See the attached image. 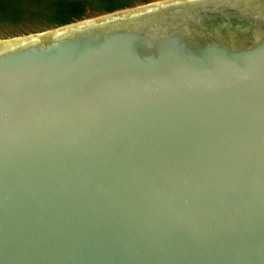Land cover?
<instances>
[{"label":"water","instance_id":"1","mask_svg":"<svg viewBox=\"0 0 264 264\" xmlns=\"http://www.w3.org/2000/svg\"><path fill=\"white\" fill-rule=\"evenodd\" d=\"M0 264H264V0L0 40Z\"/></svg>","mask_w":264,"mask_h":264},{"label":"rangeland","instance_id":"2","mask_svg":"<svg viewBox=\"0 0 264 264\" xmlns=\"http://www.w3.org/2000/svg\"><path fill=\"white\" fill-rule=\"evenodd\" d=\"M128 1L131 3L128 7H133L160 0ZM5 2L8 10L5 13L6 17L0 19V40L43 32L58 27V25L48 21L54 12L52 8L55 7V0H6ZM85 2L86 14L82 19L106 13L100 8L99 5L101 3L99 0H85Z\"/></svg>","mask_w":264,"mask_h":264},{"label":"trees","instance_id":"3","mask_svg":"<svg viewBox=\"0 0 264 264\" xmlns=\"http://www.w3.org/2000/svg\"><path fill=\"white\" fill-rule=\"evenodd\" d=\"M6 0H0V19L6 17ZM99 6L104 12L114 11L131 5L128 0H99ZM52 17L48 21L56 25H64L80 20L86 14L85 0H55V7L52 8Z\"/></svg>","mask_w":264,"mask_h":264}]
</instances>
